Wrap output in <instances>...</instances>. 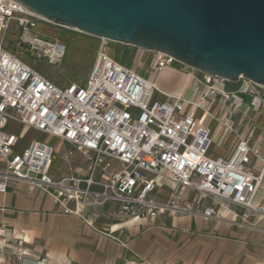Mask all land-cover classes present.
Wrapping results in <instances>:
<instances>
[{
    "label": "built area",
    "instance_id": "built-area-1",
    "mask_svg": "<svg viewBox=\"0 0 264 264\" xmlns=\"http://www.w3.org/2000/svg\"><path fill=\"white\" fill-rule=\"evenodd\" d=\"M12 20L19 43L42 42L57 58L66 53L62 41L33 34L41 17L13 0H0V192L13 182H25L30 189L48 193L64 213L77 215L90 225L83 210L107 202L115 203L120 218L162 214L217 217L213 206L197 209L174 197L158 198L154 191L160 186L158 179L164 178L214 200L241 206L245 214H264V203L257 200L264 187V158L251 147L247 136L236 132L229 155H208L211 135L206 119L234 130V115L243 103L238 91L227 89V79L206 77L191 68L195 74L188 89L180 95L167 93L169 98L162 100L156 95L161 90L152 80L114 53L117 47L110 43L115 41L98 37L85 84L62 87L5 43ZM151 52L158 69L176 62L163 52ZM240 79L255 102L264 104V86ZM218 96L231 103L220 116L212 111ZM188 105L200 112L198 121L195 114L185 111ZM11 123L74 144L86 157L87 173L54 176L50 173L54 146L31 139L17 149L22 136ZM253 154L263 162L258 173L251 165Z\"/></svg>",
    "mask_w": 264,
    "mask_h": 264
},
{
    "label": "crops",
    "instance_id": "crops-1",
    "mask_svg": "<svg viewBox=\"0 0 264 264\" xmlns=\"http://www.w3.org/2000/svg\"><path fill=\"white\" fill-rule=\"evenodd\" d=\"M153 56L149 50L131 46L124 62L162 90L157 92L158 98L167 100V93H184L195 73L185 72L174 63L158 69L153 64ZM242 84L241 79L226 84L228 90L238 91L243 97L234 115V130L206 119L211 135L210 157L229 155L235 147L236 132H241L264 158V104L255 102ZM230 105V101L218 96L212 111L220 116ZM185 111L195 114L199 120L200 112L192 106L188 105ZM17 126L21 135L29 133L34 136L31 139L54 146L51 174L60 177L72 172L87 173L86 157L74 144L43 132L37 138L38 131ZM251 165L258 173L263 166L262 159L253 154ZM158 181L160 186L154 191L158 198L174 197L197 209L213 206L217 217L162 214L154 218H120L115 214V203L107 202L83 210L90 218V225L77 215L64 213L62 205L42 189H30L22 181L13 182L7 191L0 192V264H264V214H245L241 206L214 200L164 178ZM257 200L264 203V187Z\"/></svg>",
    "mask_w": 264,
    "mask_h": 264
},
{
    "label": "water",
    "instance_id": "water-1",
    "mask_svg": "<svg viewBox=\"0 0 264 264\" xmlns=\"http://www.w3.org/2000/svg\"><path fill=\"white\" fill-rule=\"evenodd\" d=\"M85 34L264 86V0H13Z\"/></svg>",
    "mask_w": 264,
    "mask_h": 264
},
{
    "label": "rangeland",
    "instance_id": "rangeland-1",
    "mask_svg": "<svg viewBox=\"0 0 264 264\" xmlns=\"http://www.w3.org/2000/svg\"><path fill=\"white\" fill-rule=\"evenodd\" d=\"M14 20L10 23V29L5 36V43L10 49L15 51L20 57L24 58L30 64L36 66L39 71L45 73L57 85L66 87L73 82L85 84L89 69L94 63L97 46L100 42L99 38L89 34H85L79 30L60 27L54 23L39 20L33 27L32 32L38 36H46L53 40L62 41L66 45V53L62 58H57L48 45L42 42L35 44H24L18 42L16 33L13 31ZM111 46H115L113 51L120 60H124L126 53L130 52L131 46L119 42H111ZM121 47V49H120ZM125 49V52H122ZM131 55V53H130ZM132 60V57L130 58ZM174 64L185 72L191 71V67H185L181 62ZM146 72V69L144 70ZM200 71L195 70V73ZM11 127L18 130L21 135V130L16 123H11ZM36 137H39L41 132H35ZM20 145H25L29 142L33 135L25 133L21 135ZM41 138V137H39Z\"/></svg>",
    "mask_w": 264,
    "mask_h": 264
},
{
    "label": "bare ground",
    "instance_id": "bare-ground-1",
    "mask_svg": "<svg viewBox=\"0 0 264 264\" xmlns=\"http://www.w3.org/2000/svg\"><path fill=\"white\" fill-rule=\"evenodd\" d=\"M42 20H45V21H48V20H46V19H44V18H41ZM48 22H50V21H48ZM51 23H53V22H51ZM55 24V23H54ZM43 44V43H42ZM45 46H46V44H45ZM161 90V89H160ZM162 91V90H161Z\"/></svg>",
    "mask_w": 264,
    "mask_h": 264
}]
</instances>
